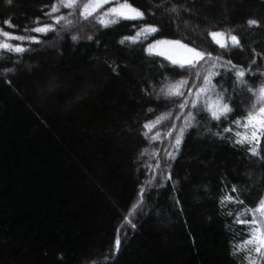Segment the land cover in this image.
<instances>
[{
    "label": "trees",
    "instance_id": "1",
    "mask_svg": "<svg viewBox=\"0 0 264 264\" xmlns=\"http://www.w3.org/2000/svg\"><path fill=\"white\" fill-rule=\"evenodd\" d=\"M56 2L0 0V28L29 38L7 40L23 52L0 50V264H248L235 250L248 227L236 221L264 198V141L252 155L235 142V121L252 103L246 89L264 85V0H128L144 18L108 27L103 11L80 15L87 0L48 15ZM59 15L72 22L56 24ZM45 24L55 30L31 31ZM149 25L158 31L125 40ZM211 32L237 35L242 47L220 48ZM163 39L220 60L182 69L147 53ZM229 60L251 68L246 84ZM210 74L232 107L220 120L203 107L211 92L195 96ZM181 80L183 96L165 95ZM229 194L243 204L221 203ZM136 204L133 228L125 218Z\"/></svg>",
    "mask_w": 264,
    "mask_h": 264
},
{
    "label": "snow or ice",
    "instance_id": "2",
    "mask_svg": "<svg viewBox=\"0 0 264 264\" xmlns=\"http://www.w3.org/2000/svg\"><path fill=\"white\" fill-rule=\"evenodd\" d=\"M111 0H87L84 2L82 6H80L79 11L80 15L84 19H88L92 17L102 8L105 4L110 3ZM8 3H11V0H8ZM80 4V0H57L56 3L51 7V12L48 15H52L53 13L60 12L61 7L67 8L70 10H75ZM173 11L175 9L173 8ZM71 14V13H70ZM144 13L139 9L133 7L128 3V0H117L115 6L107 9L104 13L100 15L98 18V22L102 24L104 27H108L111 24L118 23L120 19L124 20H138L143 19ZM62 21H66L67 23H71L72 21L67 19L66 15H59L55 17V23L59 24ZM249 26L260 27V22L256 19H249L247 21ZM5 24L8 27H13L10 21H5ZM50 30H55L53 25H43L38 26L31 31L36 33L46 34ZM158 29L155 26H144L140 31L136 33L135 36L125 37V40H130L133 43H136L140 37L146 36L147 34L155 33ZM0 35L4 36L6 39L4 41H0V50L6 51H14L17 53L23 52L26 49L21 47L20 45H13L7 42V40H19L24 41L29 39L24 36H15L9 32L3 31L0 28ZM212 40L220 47L227 49L229 46L231 47H242L240 39L237 35L226 34L224 32H211L209 34ZM33 42H39L35 40V38H31ZM76 39V37H73ZM157 45H167L172 49L179 50L178 56L168 55L167 58L171 61L172 64L178 65L180 68H191L198 69L201 62L205 60H220V57H213L210 53H206L203 50H197L194 47H188L185 44H182L179 41H158L157 44H154L152 47L148 49L149 54H152ZM157 55H164L163 52H157ZM256 55H261L257 53ZM226 64L231 65L233 69H237L235 71V78L237 84H246L247 81L245 77L248 73L251 72V68L249 67L247 70L244 68H237L236 65L231 64V61H225ZM252 63H255V57L253 58ZM215 66V65H214ZM197 79L200 77L199 71L194 73ZM186 80L178 81L172 84L166 91L165 95L169 97L183 96L184 92L182 89L187 86ZM203 86L199 88L196 92L195 96L197 101H199L200 95H207L211 92L215 99L210 103H207L203 107L205 110L210 112L211 117L215 120H220L221 117H226L229 112L232 111L231 104L228 100L224 98L219 92L215 91V85L211 84V74L203 79ZM248 92L252 93V103L250 105L249 111L243 118V120L235 121L237 127L243 128V132H236L235 135L238 139L235 141L238 144L247 143L249 147V151H251L252 155L257 156L260 155L259 149L260 144L264 141V85L259 86L258 89L247 88ZM163 91V90H162ZM192 95V93H189ZM180 108H185L188 106L187 101L181 103ZM197 105L194 103L191 107H196ZM167 119L166 116H160L155 121L145 124L144 127L148 129L149 132L162 123L163 120ZM195 117L191 116L189 121L186 123H190L191 120H194ZM226 131H232V129H226ZM171 135V133H168ZM183 130H181V136L176 138V146L177 148L182 142ZM159 133H157L156 137L158 138ZM171 157V154H169ZM171 178V177H169ZM232 192H236V189L233 188ZM143 192H141V197ZM226 202H239L243 204V201H238L236 197L231 194L227 195L221 203ZM142 203V199H141ZM139 208V204L133 206L130 209L128 216L125 218V223L131 225L133 228L135 224L132 223L131 216L135 213L136 209ZM231 215V213H229ZM241 216L251 217L250 219H241L237 217V223L247 225L248 227V238L245 239L241 244L235 246L236 253L243 252L244 259L248 261V264H264V198H261L258 203L253 208H247L241 210ZM121 236L119 233V229L117 230V235L114 238L113 242V254H118L121 248Z\"/></svg>",
    "mask_w": 264,
    "mask_h": 264
},
{
    "label": "rangeland",
    "instance_id": "3",
    "mask_svg": "<svg viewBox=\"0 0 264 264\" xmlns=\"http://www.w3.org/2000/svg\"><path fill=\"white\" fill-rule=\"evenodd\" d=\"M116 2H117V0H111L110 3H107V4H105L102 8H100L98 12L103 11V13H104L107 9H110L111 7L115 6ZM98 12H97V13H98ZM95 14H96V13H95ZM61 40H62V39H61V37H60L59 39L56 40V42H53L52 44H49V45H48V49H49V50H54V51L58 50V48L60 47L61 42H62ZM158 41H177V40L163 39V40H158ZM158 41L152 42V43H150V44L147 46V49H146V50H147V53H148V54H149L148 49H149L150 47H152L154 44H157ZM179 42H181V41H179ZM181 43L184 44L183 42H181ZM185 45H186V44H185ZM187 46H188V45H187ZM188 47H191V46H188ZM157 52H163L164 55H157V54H156ZM178 52H179V50L172 49L171 47H169V46H167V45H157V47L154 49L153 53H152V54H149V55L159 56V57L165 58V59H167L168 61H170V60L167 58V56H168V55L178 56ZM170 62H171V61H170ZM242 129H243V128H242ZM243 131H244V129H243ZM244 144L248 145L247 143H244ZM249 147H250V146L248 145V150H249ZM249 152L251 153V151H249ZM251 154H252V153H251Z\"/></svg>",
    "mask_w": 264,
    "mask_h": 264
}]
</instances>
